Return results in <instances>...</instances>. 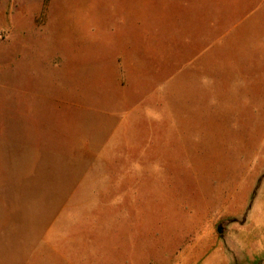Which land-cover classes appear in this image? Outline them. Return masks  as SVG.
Here are the masks:
<instances>
[{
  "label": "rangeland",
  "instance_id": "obj_1",
  "mask_svg": "<svg viewBox=\"0 0 264 264\" xmlns=\"http://www.w3.org/2000/svg\"><path fill=\"white\" fill-rule=\"evenodd\" d=\"M215 245L264 264V0H0V264Z\"/></svg>",
  "mask_w": 264,
  "mask_h": 264
},
{
  "label": "crops",
  "instance_id": "obj_2",
  "mask_svg": "<svg viewBox=\"0 0 264 264\" xmlns=\"http://www.w3.org/2000/svg\"><path fill=\"white\" fill-rule=\"evenodd\" d=\"M214 249L216 250L215 254L213 255L214 258L212 260H214L215 262L213 263H218V264H230V262H228L229 258H228V254L226 253V251L224 250V248L222 247H217L216 245L214 246ZM193 250L194 248L190 247L188 249H185L183 251H181L177 257L173 260L172 263L175 264H209V262L211 261H204L199 259L197 256H192L193 254ZM206 252V251H205ZM188 257V260L186 262V258Z\"/></svg>",
  "mask_w": 264,
  "mask_h": 264
},
{
  "label": "water",
  "instance_id": "obj_3",
  "mask_svg": "<svg viewBox=\"0 0 264 264\" xmlns=\"http://www.w3.org/2000/svg\"><path fill=\"white\" fill-rule=\"evenodd\" d=\"M217 231H218V233H221V231H222V227H221V225H218V226H217Z\"/></svg>",
  "mask_w": 264,
  "mask_h": 264
},
{
  "label": "trees",
  "instance_id": "obj_4",
  "mask_svg": "<svg viewBox=\"0 0 264 264\" xmlns=\"http://www.w3.org/2000/svg\"><path fill=\"white\" fill-rule=\"evenodd\" d=\"M7 128V127H6Z\"/></svg>",
  "mask_w": 264,
  "mask_h": 264
}]
</instances>
